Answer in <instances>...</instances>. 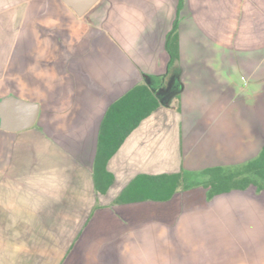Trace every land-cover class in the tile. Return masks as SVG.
<instances>
[{
    "label": "crops",
    "instance_id": "obj_1",
    "mask_svg": "<svg viewBox=\"0 0 264 264\" xmlns=\"http://www.w3.org/2000/svg\"><path fill=\"white\" fill-rule=\"evenodd\" d=\"M179 2L99 0L82 12L59 0L65 35L25 29L13 52L8 40L0 100L39 111L28 128L0 125V264H264V187L210 196L205 185L206 169L238 170L264 149V0ZM135 90L124 111L159 105L106 162L108 187L98 172L99 191L102 126ZM165 174H182L171 197L132 186ZM62 217L80 227L59 235Z\"/></svg>",
    "mask_w": 264,
    "mask_h": 264
},
{
    "label": "trees",
    "instance_id": "obj_2",
    "mask_svg": "<svg viewBox=\"0 0 264 264\" xmlns=\"http://www.w3.org/2000/svg\"><path fill=\"white\" fill-rule=\"evenodd\" d=\"M184 1L185 0H180L179 7H182ZM177 29L178 25L176 22L167 39V49L171 57H176V46L174 47V45L177 40ZM134 94H136V90L132 91L118 103L113 105L102 126L95 166V178L97 180V188L99 191L103 190L100 183H98V172L103 170L104 175H102V178L106 181L105 186L108 187L112 183L113 177L111 173L106 171V162L114 155L125 138L139 124L141 119L153 111V109H156L159 105L157 98L152 96V105H148L146 109L141 112L130 110L129 108L127 111H124V104H127ZM205 173L209 176L205 185L209 187L210 196L227 192L235 188H242L249 184H256L258 187H264V149L258 158L248 162L238 170L226 171L222 167H213L206 169ZM181 182L182 174H165L159 176L142 175L137 178L132 186L134 187L137 184V187H142L144 189L147 186H153L167 191L166 194L154 195L155 197H171L181 185ZM134 193L135 194L133 195L142 198L145 197V195L149 196V194H152L145 190H135ZM157 193H161V191H158ZM153 194L156 193L154 192Z\"/></svg>",
    "mask_w": 264,
    "mask_h": 264
},
{
    "label": "rangeland",
    "instance_id": "obj_3",
    "mask_svg": "<svg viewBox=\"0 0 264 264\" xmlns=\"http://www.w3.org/2000/svg\"><path fill=\"white\" fill-rule=\"evenodd\" d=\"M59 0H0V96L7 91L2 89V83L6 73L3 72L4 61L7 58L9 40L11 46L9 51L13 52L19 36L25 29L37 28L47 38L55 37L57 27L62 26V35H65L66 24L70 17L62 13L55 4ZM41 7V8H40ZM38 8L41 11L38 13ZM38 11V12H37ZM4 75V76H3ZM11 87L18 93H24V89L17 87V79L10 80ZM32 96V90L29 91ZM203 179V178H202ZM201 180H197V182ZM58 223L59 235L65 236L68 233L75 232L81 223L67 222L65 218ZM64 241V240H63ZM2 256L0 255V261Z\"/></svg>",
    "mask_w": 264,
    "mask_h": 264
},
{
    "label": "water",
    "instance_id": "obj_4",
    "mask_svg": "<svg viewBox=\"0 0 264 264\" xmlns=\"http://www.w3.org/2000/svg\"><path fill=\"white\" fill-rule=\"evenodd\" d=\"M82 12L88 10L99 0H75ZM38 106L15 96L0 100V125L9 130H22L32 126L38 115Z\"/></svg>",
    "mask_w": 264,
    "mask_h": 264
}]
</instances>
